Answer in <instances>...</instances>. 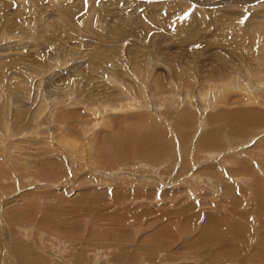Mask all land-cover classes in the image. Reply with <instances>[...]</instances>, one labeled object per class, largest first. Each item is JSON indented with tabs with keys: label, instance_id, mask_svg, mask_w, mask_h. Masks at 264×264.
Returning <instances> with one entry per match:
<instances>
[{
	"label": "rangeland",
	"instance_id": "rangeland-1",
	"mask_svg": "<svg viewBox=\"0 0 264 264\" xmlns=\"http://www.w3.org/2000/svg\"><path fill=\"white\" fill-rule=\"evenodd\" d=\"M263 199L264 0H0V264H264Z\"/></svg>",
	"mask_w": 264,
	"mask_h": 264
},
{
	"label": "bare ground",
	"instance_id": "bare-ground-1",
	"mask_svg": "<svg viewBox=\"0 0 264 264\" xmlns=\"http://www.w3.org/2000/svg\"><path fill=\"white\" fill-rule=\"evenodd\" d=\"M146 25V24H145ZM144 25V26H145ZM148 26V25H147ZM147 30H148V28H147ZM124 68V67H123ZM129 74V73H128ZM125 75V74H124ZM260 83V82H259ZM259 86H263V85H259ZM140 91V90H139ZM124 107V106H123ZM107 109V108H106ZM111 109V108H110ZM98 110V109H97ZM102 110H104V109H102ZM97 112V111H96ZM99 112V111H98ZM105 112H106V110H105ZM225 114H227L226 112H225ZM223 112L220 114V115H225ZM248 114H251L250 116L252 117V115H256V117H254L255 119V121L256 122H261V121H259V119H257V116H258V113H256V112H250V113H248ZM248 114H246L245 113V115H248ZM216 116V115H215ZM213 117V116H212ZM216 118H218V116L216 117ZM233 118V117H232ZM244 118H246L245 116H244ZM253 118V117H252ZM233 121H235V119H233ZM247 121V120H246ZM245 120H244V122H246ZM230 123H232V122H230ZM238 123V124H237ZM237 123H235V122H233V124H234V132L235 133H237V134H239L238 133V131L237 130H239L240 128H241V132H242V129H244L243 128V126L245 125V124H243V123H239V122H237ZM254 123V122H253ZM250 124V123H249ZM247 125V124H246ZM248 126V125H247ZM247 126H244V127H246L247 128ZM248 128H249V126H248ZM237 129V130H236ZM248 131V130H247ZM243 133V132H242ZM241 133V134H242ZM233 135H235L234 133H232ZM209 135V134H208ZM240 136V135H239ZM235 137V136H234ZM242 137V136H241ZM128 144V143H127ZM136 144V143H135ZM155 144V142H149V143H143L142 144V142L141 143H139V146H136V145H132V146H134V149H130V148H127L128 150H132L133 152H136V150H139V151H141V153L143 154V149H145L146 147H149V146H152V145H154ZM129 145H131V144H129ZM129 145H126V147H128ZM124 146H125V144H124ZM125 151V150H124ZM158 151V150H157ZM106 152V151H105ZM128 153H130L129 151H127ZM126 151H125V154L127 153ZM159 152H160V150H159ZM132 153V152H131ZM137 153H139V152H137ZM155 153L158 155L159 153L158 152H156L155 151ZM134 154V153H133ZM131 155V154H130ZM160 155V154H159ZM129 157V156H128ZM134 158V157H133ZM251 168V167H250ZM252 169V168H251ZM263 170V169H262ZM252 172V171H251ZM260 173V172H259ZM255 177V176H254ZM258 177V176H257ZM256 177V178H257ZM255 182H253V184H251L254 188L255 187H257V185H255V184H257V181L258 180H254ZM251 182V181H250ZM258 188V187H257ZM256 192H257V189H256ZM263 192V191H262ZM256 196H260V194L257 192L256 193ZM262 204L264 205V199H263V201H262ZM27 263V262H26Z\"/></svg>",
	"mask_w": 264,
	"mask_h": 264
},
{
	"label": "snow or ice",
	"instance_id": "snow-or-ice-1",
	"mask_svg": "<svg viewBox=\"0 0 264 264\" xmlns=\"http://www.w3.org/2000/svg\"><path fill=\"white\" fill-rule=\"evenodd\" d=\"M245 19H247V17H245Z\"/></svg>",
	"mask_w": 264,
	"mask_h": 264
}]
</instances>
